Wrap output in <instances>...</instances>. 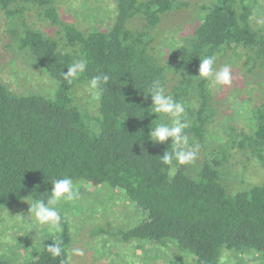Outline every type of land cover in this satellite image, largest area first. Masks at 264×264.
I'll return each mask as SVG.
<instances>
[{
  "label": "trees",
  "instance_id": "1",
  "mask_svg": "<svg viewBox=\"0 0 264 264\" xmlns=\"http://www.w3.org/2000/svg\"><path fill=\"white\" fill-rule=\"evenodd\" d=\"M13 3L0 0L10 48L24 51L54 87L47 97L14 92L0 80V209L41 199L53 180L68 176L74 183L117 190L143 214L137 225L117 234L125 242L161 246L173 242L179 252L193 257V264H220L223 252L238 257L252 253L264 260V183L245 184L232 193L224 178L229 141L264 162V113L257 109L252 132L229 126L224 135L214 129L212 142L220 137L221 149L209 150L208 129L215 112L211 87L208 81L193 78L199 59H217L229 51L241 53L245 65L264 78V26L255 23L257 0H212L198 6L197 22L174 34L170 31L167 37L170 51L165 57L171 62L154 54L156 32L165 15L190 9L188 0H115L106 30L89 32L58 22L55 10L47 7L44 16L59 27L61 38L31 29L23 21L11 23L22 10L21 4L12 10ZM21 3L42 6L50 1ZM81 60L85 71L75 77L64 75ZM99 74L110 79L94 90L96 109L90 113L76 102L77 84H90ZM157 80L166 94L184 104L189 144L201 149L202 157L179 166L175 175L159 160L169 142L154 144L147 137L151 123L162 121L160 114H148L151 98L142 91ZM60 224L62 231L43 242L25 264H70L72 240L67 223ZM51 243H61L60 256L46 250Z\"/></svg>",
  "mask_w": 264,
  "mask_h": 264
},
{
  "label": "rangeland",
  "instance_id": "2",
  "mask_svg": "<svg viewBox=\"0 0 264 264\" xmlns=\"http://www.w3.org/2000/svg\"><path fill=\"white\" fill-rule=\"evenodd\" d=\"M49 1V5L38 6L35 3L23 5L22 0H15L10 8L13 10L17 4H21L19 7L22 10L11 18V23L23 21L31 29L61 38L59 27L52 25L51 20L44 16L47 7H52L60 23L74 25L84 32L106 30L114 16L116 4L115 0ZM211 1L188 0L190 9L165 15L156 32L154 54L163 61H170L165 57L170 51L166 45L169 42L167 37L171 36L170 31L174 34L175 30L177 32L181 28L193 26L197 22L196 8ZM257 4L259 18L255 19V23L260 22L264 26V0H257ZM0 20V80L14 92H36L49 97L54 87L52 82L30 63L24 51L10 48L11 38L6 32V23ZM7 21L11 25L10 20ZM215 63L217 68L229 66L232 73L230 85L211 87L210 91L215 112L214 121L211 122L213 130L208 129L212 135L207 136V143H210L207 147L218 151L221 149V139L219 137L217 142H212L217 133L214 129L220 128L224 135L229 132V126L253 131L257 109L264 113V78L258 75L259 71L245 65L246 58H242L241 53L229 51L218 56ZM95 96L90 84H77L76 102L90 113L96 109ZM229 145L225 147L227 159L224 168L228 191L234 193L245 184L264 183V162L254 157L249 149L238 150L232 141H229ZM200 152L199 147L197 158L202 157ZM75 184L80 199L64 201L58 206L60 223H67L72 240L68 249L70 264H172L173 260L179 264H193V257L179 252L173 242L161 246L148 241H123L117 234L137 225L143 214L141 216L117 190L107 185ZM28 205L31 203L24 201L17 208L0 209V260L7 264H25L27 258H33L34 253L41 249L43 242L57 234L47 225L35 223L29 227L27 221L16 217L23 214L26 219ZM77 250L83 255H75ZM220 264H264V260L252 253L238 257L223 252Z\"/></svg>",
  "mask_w": 264,
  "mask_h": 264
},
{
  "label": "clouds",
  "instance_id": "3",
  "mask_svg": "<svg viewBox=\"0 0 264 264\" xmlns=\"http://www.w3.org/2000/svg\"><path fill=\"white\" fill-rule=\"evenodd\" d=\"M198 75L193 77L209 82L210 87L228 86L232 83V73L230 67H216L215 56H206L199 59ZM86 70L84 61L74 63L64 75L75 77L78 73ZM110 77L106 74L95 75L90 79V88L99 91L102 85L108 83ZM145 98H151V112L148 114H160L162 121L153 126L151 123L148 136L154 144L163 145L169 142V148L159 157L160 163L167 166L169 174L175 175L179 166L191 165L195 162L199 150L198 144H189L187 129L189 122L185 116V106L183 103L174 99L170 94H166L165 87L160 81H153L148 86L146 92L142 91ZM153 122V121H152ZM41 195L43 198L34 199L28 205V214L25 219L23 214L16 215L21 221H27L28 226L38 223L41 226L47 225L50 230L55 232L62 231L60 220L61 213L58 206L64 201H76L80 199L77 185L71 177L55 179L51 182L49 191ZM46 250L52 256H60L64 249L61 243H51L46 246ZM75 255H83L79 250Z\"/></svg>",
  "mask_w": 264,
  "mask_h": 264
}]
</instances>
